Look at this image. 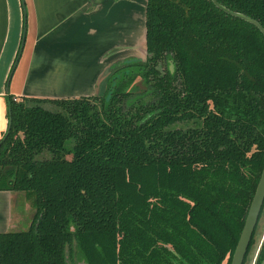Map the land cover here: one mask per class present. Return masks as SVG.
<instances>
[{
	"label": "trees",
	"instance_id": "16d2710c",
	"mask_svg": "<svg viewBox=\"0 0 264 264\" xmlns=\"http://www.w3.org/2000/svg\"><path fill=\"white\" fill-rule=\"evenodd\" d=\"M215 1L264 29V0ZM145 53L98 96H6L0 191L35 213L0 264H66L71 244L86 264H230L264 166V35L211 0H146Z\"/></svg>",
	"mask_w": 264,
	"mask_h": 264
},
{
	"label": "crops",
	"instance_id": "0c3cea01",
	"mask_svg": "<svg viewBox=\"0 0 264 264\" xmlns=\"http://www.w3.org/2000/svg\"><path fill=\"white\" fill-rule=\"evenodd\" d=\"M145 6L146 0H0V140L8 125L7 95H100L110 67L136 58L129 51H138ZM21 32L24 44L15 63ZM31 207L22 193L0 191V233L20 227Z\"/></svg>",
	"mask_w": 264,
	"mask_h": 264
},
{
	"label": "rangeland",
	"instance_id": "374dc122",
	"mask_svg": "<svg viewBox=\"0 0 264 264\" xmlns=\"http://www.w3.org/2000/svg\"><path fill=\"white\" fill-rule=\"evenodd\" d=\"M144 34H145L144 29H140V31L138 33V38H137V41H136V43H137L136 46L138 47L137 48L138 51H136V49H131L129 51L130 52L129 53V57L131 55H134L137 59L139 58V59H144L145 60L146 54H145ZM21 35H22V32H21ZM21 39H22V36H21ZM21 39L19 41V46H18L17 56L15 58V63L17 61L18 54H19V51H20ZM132 50H133V52H132ZM126 54L127 53L125 52V54L121 55V56H127ZM137 56H139V57H137ZM15 63H14V65H15ZM136 83L139 84V80H137ZM44 108L47 109V110H50V111H57V109H54V107L48 106V105L44 106ZM192 126H194L193 122L177 123L176 125L172 126V129H177V128L187 129V128L192 127ZM72 146H73V140H67L66 143H65V147L71 148ZM43 154H46L45 155L46 159L50 158L48 153H43ZM43 154L38 156V158L40 159ZM69 158H70V156H69ZM28 202H29V205L31 207L32 206L31 202L29 200H28ZM26 212L27 213L23 214V216H26L25 221L21 223L20 227H18L17 229H12L10 232H21V231L28 230V228L30 226L29 225V223H30V215H34L35 210H34V208L32 206L31 207V211L28 210ZM263 240H264V203H263V207L261 208V213H260V216L258 218L256 227H255V230H254V233H253L252 245H251V247H250V249H249V251H248V253L246 255V258H245L243 264H256L257 263V261H258V253H259L260 248L262 246ZM66 264H86L84 259H82V256L79 254V251L76 248L75 244H71L70 246L66 247ZM223 264H225V262Z\"/></svg>",
	"mask_w": 264,
	"mask_h": 264
},
{
	"label": "water",
	"instance_id": "95a60500",
	"mask_svg": "<svg viewBox=\"0 0 264 264\" xmlns=\"http://www.w3.org/2000/svg\"><path fill=\"white\" fill-rule=\"evenodd\" d=\"M211 1L213 2V4L217 8L221 9L225 13H227L233 17L240 18V19L254 25L264 35V29L257 22L251 20L250 18H248L242 14H238V13L228 11L227 9H225V8L221 7L219 4H217V2L215 0H211ZM24 38H25V32L22 33V39H21L20 51L18 54V58H19L21 50L23 48ZM10 125H11V120L9 117L5 135L8 134L9 129H10ZM263 202H264V166H263L258 184L256 186L254 195L252 197L249 209L247 211V214H246V217L244 220V224H243V228L240 232L236 247H235L234 252L232 254L230 264H243V261H244V258H245L251 237L253 235L254 229L256 227V224H257L260 212H261V208L263 206ZM260 264H264V259L260 262Z\"/></svg>",
	"mask_w": 264,
	"mask_h": 264
}]
</instances>
